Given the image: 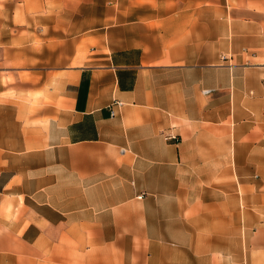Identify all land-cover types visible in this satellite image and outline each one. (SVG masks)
I'll use <instances>...</instances> for the list:
<instances>
[{"label":"crops","instance_id":"crops-1","mask_svg":"<svg viewBox=\"0 0 264 264\" xmlns=\"http://www.w3.org/2000/svg\"><path fill=\"white\" fill-rule=\"evenodd\" d=\"M0 264H264V0H0Z\"/></svg>","mask_w":264,"mask_h":264},{"label":"built area","instance_id":"built-area-1","mask_svg":"<svg viewBox=\"0 0 264 264\" xmlns=\"http://www.w3.org/2000/svg\"><path fill=\"white\" fill-rule=\"evenodd\" d=\"M119 106H121V104H120L119 102H112V103L109 105V107H108V115H109L110 117H113V116H114L113 107H119ZM163 139H164L165 141H173V142H175L177 138H176V136H174V135H170V134H168V135H164V136H163ZM137 198L139 199L140 196H138Z\"/></svg>","mask_w":264,"mask_h":264}]
</instances>
